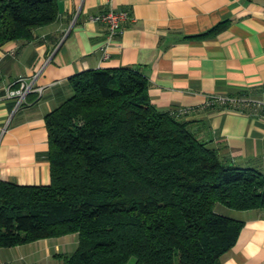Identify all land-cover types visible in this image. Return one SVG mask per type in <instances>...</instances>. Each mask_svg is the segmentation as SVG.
<instances>
[{"label": "trees", "instance_id": "16d2710c", "mask_svg": "<svg viewBox=\"0 0 264 264\" xmlns=\"http://www.w3.org/2000/svg\"><path fill=\"white\" fill-rule=\"evenodd\" d=\"M57 17L58 0H0V45ZM71 85L46 116L50 183L0 180V246L77 232L66 264H219L244 221L217 206L264 210V170L223 158L182 108H158L139 68H90Z\"/></svg>", "mask_w": 264, "mask_h": 264}, {"label": "crops", "instance_id": "0c3cea01", "mask_svg": "<svg viewBox=\"0 0 264 264\" xmlns=\"http://www.w3.org/2000/svg\"><path fill=\"white\" fill-rule=\"evenodd\" d=\"M110 9L132 16L112 42L107 25L91 18ZM107 67L139 68L158 108H186L183 118L223 158L264 170V115L215 100L264 101V0H58L57 19L34 38L0 45V180L50 183L46 116L73 94L72 76ZM39 70L42 89L15 111L7 87ZM217 210L244 221L219 264H264V210ZM78 245L72 232L0 246V264H66Z\"/></svg>", "mask_w": 264, "mask_h": 264}, {"label": "built area", "instance_id": "2783aa9c", "mask_svg": "<svg viewBox=\"0 0 264 264\" xmlns=\"http://www.w3.org/2000/svg\"><path fill=\"white\" fill-rule=\"evenodd\" d=\"M93 20L101 21L105 23L108 27V38L109 42H112L113 39L123 31L124 23L132 19L131 13L127 9L115 10L110 9L107 11L100 12L98 14L92 15ZM108 47H105L103 52V59L109 57ZM42 70H39L31 77L19 76L12 84H10L4 97L7 99H12L15 101L14 110H18L23 104L28 102V96L35 90H41L42 88H37L35 86L36 80ZM215 100H218L222 103H231L234 106H253L257 108H264L263 100H253V99H237V98H228L226 96H216ZM254 106V107H255ZM244 107V106H243ZM257 110V109H256ZM186 108H182L181 112H187Z\"/></svg>", "mask_w": 264, "mask_h": 264}]
</instances>
